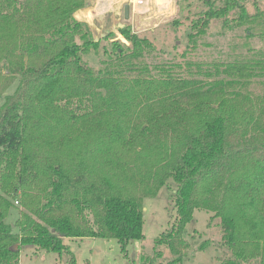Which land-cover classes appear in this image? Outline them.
<instances>
[{"label":"trees","instance_id":"obj_1","mask_svg":"<svg viewBox=\"0 0 264 264\" xmlns=\"http://www.w3.org/2000/svg\"><path fill=\"white\" fill-rule=\"evenodd\" d=\"M88 1L0 0V264L26 247L60 254L63 239H114L125 253L142 238V199L168 180L175 222L154 242L168 264L195 210L219 220V264H264V108L238 89L246 70L229 65L206 88L140 62L153 45L127 27L129 46L110 41L94 70L83 55L100 41L73 16ZM220 1L202 28L236 9L255 17L246 0Z\"/></svg>","mask_w":264,"mask_h":264},{"label":"rangeland","instance_id":"obj_2","mask_svg":"<svg viewBox=\"0 0 264 264\" xmlns=\"http://www.w3.org/2000/svg\"><path fill=\"white\" fill-rule=\"evenodd\" d=\"M211 1L114 0L108 6H102L105 0H89L88 5L73 16L87 25L93 39L100 41V47L96 53L90 50L83 55V61L97 70L104 58L103 47L110 48V41L119 40L129 46L119 32L121 27H127L132 34L153 45V49L139 59L140 62L151 67L165 66V69L173 66L175 75L198 80L206 88L220 80L223 69L229 65L244 68L246 73L238 89L264 108V0L245 1L247 14L255 15L253 20H241L236 9L227 17L213 19L202 28L200 20L210 8ZM125 5L129 6L127 19H124ZM220 6L222 2L216 0L213 7ZM82 10L90 12L91 16H79ZM109 34L114 38L106 41ZM2 103L3 99H0V106ZM175 189L172 180H168L156 197L142 199V238L128 242L125 253L114 239H63L65 249L60 254L34 247L23 248L19 264H148L150 260L152 264H168L172 260L170 252L164 246L156 247L154 242L175 222ZM14 202L6 219L11 225L22 210L19 203L15 205ZM211 216L205 211H194L191 222L184 229L186 246L181 250L182 259L177 264H219L230 257L220 244L222 230L219 220H211ZM201 245L203 249H199Z\"/></svg>","mask_w":264,"mask_h":264},{"label":"bare ground","instance_id":"obj_3","mask_svg":"<svg viewBox=\"0 0 264 264\" xmlns=\"http://www.w3.org/2000/svg\"><path fill=\"white\" fill-rule=\"evenodd\" d=\"M112 1H114V0H105V3L104 4H102V6H108L107 4H110ZM134 1H140V0H134ZM139 3V2H138ZM160 3V2H159ZM105 8V7H104ZM78 13H79V11H78ZM80 15H84V17H90L91 15H90V12H86L85 10H82L80 13H79V16ZM85 19V18H84Z\"/></svg>","mask_w":264,"mask_h":264},{"label":"water","instance_id":"obj_4","mask_svg":"<svg viewBox=\"0 0 264 264\" xmlns=\"http://www.w3.org/2000/svg\"><path fill=\"white\" fill-rule=\"evenodd\" d=\"M128 13H129V6L125 5L124 6V19L128 18Z\"/></svg>","mask_w":264,"mask_h":264},{"label":"built area","instance_id":"obj_5","mask_svg":"<svg viewBox=\"0 0 264 264\" xmlns=\"http://www.w3.org/2000/svg\"><path fill=\"white\" fill-rule=\"evenodd\" d=\"M14 204H15V205H17V204H18V202H17V201H15V202H14Z\"/></svg>","mask_w":264,"mask_h":264},{"label":"crops","instance_id":"obj_6","mask_svg":"<svg viewBox=\"0 0 264 264\" xmlns=\"http://www.w3.org/2000/svg\"><path fill=\"white\" fill-rule=\"evenodd\" d=\"M20 258V257H19Z\"/></svg>","mask_w":264,"mask_h":264}]
</instances>
